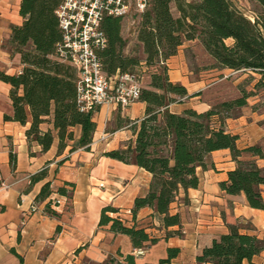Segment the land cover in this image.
I'll use <instances>...</instances> for the list:
<instances>
[{"label":"trees","instance_id":"obj_1","mask_svg":"<svg viewBox=\"0 0 264 264\" xmlns=\"http://www.w3.org/2000/svg\"><path fill=\"white\" fill-rule=\"evenodd\" d=\"M261 8L254 19H249L233 0H148L137 28V43L143 58L125 54L127 45L123 37L122 18L107 16L101 22L106 46L98 52L103 71L108 77L116 73H145L148 82L141 87L139 101L145 103L144 116L138 123H130L135 134L126 148L110 150L105 156L134 164L151 175L145 195L134 200L131 213L135 218L141 208H151L163 219L165 228L180 226L178 214L170 213V204L180 190L185 193L199 185L197 169L207 168V156L216 150L228 149L236 167L227 173L220 188L229 195L243 194L249 207L264 210V168L257 166L251 157L264 159V150L252 145L237 147V135L224 129L223 121L231 111L247 105L253 95L239 85L240 95L223 101L205 112L185 109L170 112L168 106L188 96L186 88L170 81L166 61L177 53L184 41L198 40L213 60L211 68L235 72H252L259 76L253 89L264 87V0H252ZM63 0H21L19 14L21 25L12 26L10 37L3 47L20 55L22 70L15 75L0 72V80L11 85L12 116L6 120L29 123L25 131L27 142L37 143L46 152L58 139L57 154H61L73 140V127L80 126L79 146L89 148L96 129L95 112H80L76 102V73L67 64L54 59L55 45L61 40L56 9ZM174 5L178 16L172 11ZM230 40V43L227 41ZM251 80L253 76H249ZM21 90V93H20ZM196 96L195 95H191ZM98 110V109H97ZM96 110V111H97ZM216 122L220 124L217 125ZM43 124L51 128L42 130ZM75 148L70 147L69 152ZM14 157L11 154V160ZM47 175L46 168L31 176L35 184ZM56 192L66 198L71 196L67 187ZM69 189V190H70ZM50 183H45L35 198L46 201L44 212L58 216L59 198H51ZM67 205V204H66ZM118 209L110 205L101 210L99 226L109 225L110 230L130 238L133 247H148L157 242L144 227L127 225L115 216ZM178 232H168L166 237ZM264 251V239L254 234L242 233L229 225V232L214 238L196 257L197 264H255L253 258ZM179 254L178 248H168L167 257L156 263L169 264ZM122 261L108 259L103 264H137L131 254L120 255ZM19 264L22 258L19 257Z\"/></svg>","mask_w":264,"mask_h":264},{"label":"crops","instance_id":"obj_2","mask_svg":"<svg viewBox=\"0 0 264 264\" xmlns=\"http://www.w3.org/2000/svg\"><path fill=\"white\" fill-rule=\"evenodd\" d=\"M20 3L21 0H0V72L7 75L18 74L23 68L20 55L3 47L11 27L23 22ZM195 48L208 61L212 60L198 40H187L166 61L170 81L183 85L188 93L168 106L170 112L181 113L189 108L197 112L209 110L217 100H224L225 93L218 84L231 75L236 74L240 79L253 76L251 89L259 79L252 72L216 68L195 77L189 61ZM210 73L222 74L223 78L210 81ZM10 90L11 85L0 80V264H19V257L22 264H103L110 258L122 261L120 255H132L136 248L128 236L112 232L109 225L99 226L101 210L108 205L118 209L115 216L127 225L144 227L157 238L156 243L145 247L142 256L134 257L137 264L156 263L166 258L168 248L179 249L169 264H197L196 257L214 238L228 233L229 225L264 239V210L249 207L243 194L229 195L220 188V183L227 180V173L236 167L228 149L216 150L207 156V168L197 169L198 187L186 193L180 190L170 204V213L179 215L180 226L165 228L162 217L151 208H141L135 218L131 213L135 198L146 194L151 175L134 164L104 155L133 142L135 134L130 123H138L143 118L145 103L137 101L126 108L100 107L93 115L96 129L89 148L79 146L81 128L75 126L73 140L57 154L56 137L49 150L42 152L40 145L27 142L25 131L29 123L21 125L5 119L6 115L13 114ZM236 90L239 91L238 87ZM239 110L236 116L224 119V129L238 136V148L257 145L264 150V101L260 95L253 94ZM41 127L45 131L51 125ZM102 136L105 137L102 139ZM70 147L75 149L69 152ZM241 159L254 160L258 167L264 168V159L248 154ZM44 168L46 177L31 185V176ZM47 182L53 191L50 197L60 199L56 208L58 216L44 212L46 201H35ZM66 183L74 185L72 189L67 187L71 194L68 203L56 192L59 187H66ZM261 191L264 197V186ZM168 232L179 234L166 237ZM253 262L264 264V251Z\"/></svg>","mask_w":264,"mask_h":264},{"label":"built area","instance_id":"obj_3","mask_svg":"<svg viewBox=\"0 0 264 264\" xmlns=\"http://www.w3.org/2000/svg\"><path fill=\"white\" fill-rule=\"evenodd\" d=\"M147 4L148 0H63L56 9L61 40L55 45L54 59L75 70L80 112H96L102 106L126 108L139 101L142 85L137 73L108 77L103 71L98 52L106 46V38L100 26L107 16L130 15L134 22ZM145 252V247H139L132 255L138 257Z\"/></svg>","mask_w":264,"mask_h":264},{"label":"rangeland","instance_id":"obj_4","mask_svg":"<svg viewBox=\"0 0 264 264\" xmlns=\"http://www.w3.org/2000/svg\"><path fill=\"white\" fill-rule=\"evenodd\" d=\"M187 1V0H186ZM234 3L239 7V9L251 20L254 19V16L258 13L261 12V8L259 7V5L255 2H253L252 0H233ZM172 11L175 14L177 11L174 7V5H172ZM139 19H134V22L132 20V18L129 16L122 18V35L123 37L126 39L127 41V45L125 47V54L129 55V54H135L137 56H139L140 58H143L144 55L142 53V48L141 46L137 43V28L139 25ZM227 43H230V40L227 41ZM195 53L193 55V58L190 57L189 55V61L191 64V68L193 69L194 72V76L195 77H199V76H203L206 73H209L208 71L211 68V61L206 58L205 54H203V52H201V50H198L197 48H195ZM143 70L140 67H137L135 69V72L138 74L139 71ZM211 75H209L208 80H214L215 78H223L222 74H217V73H210ZM223 81L220 82L218 85H222L221 90L224 91V100L222 99L221 101L217 100L216 103L213 104V106L218 105L219 103H221L222 101H229V100H233L235 98H237L240 93H238L239 91L236 90V87H239V85H243L245 87V89L247 91H251V93L253 94H257L260 95V99L262 101H264V87H260L258 89H251V85L253 83V81L248 77L245 78H241L238 75H231L228 78H224L222 79ZM239 81V82H237ZM148 82V79L145 75V73L142 74L141 77V85L142 86H146ZM241 84H236V83H240ZM217 85V87H218ZM237 85V86H236ZM216 87V86H215ZM215 89V88H213ZM239 109H235L233 111L230 112V114L232 116H236L237 113H239ZM105 137V136H104Z\"/></svg>","mask_w":264,"mask_h":264}]
</instances>
